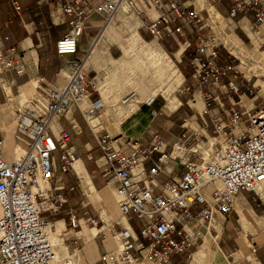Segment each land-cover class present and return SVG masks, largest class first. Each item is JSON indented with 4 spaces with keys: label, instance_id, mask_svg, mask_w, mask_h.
I'll use <instances>...</instances> for the list:
<instances>
[{
    "label": "built area",
    "instance_id": "built-area-1",
    "mask_svg": "<svg viewBox=\"0 0 264 264\" xmlns=\"http://www.w3.org/2000/svg\"><path fill=\"white\" fill-rule=\"evenodd\" d=\"M7 1L15 17L22 20L25 12L19 1ZM195 1L59 0L60 20L67 23L68 30L57 42L56 51L59 56H72L67 62V83L44 87L40 98L34 97L17 112L15 139L23 149L13 161L5 159L4 142L0 140V264H56L59 260L52 241V217L61 213L68 200L60 188L54 187L53 156L58 148L65 150L61 160L66 170L72 168L76 156L67 147L69 132H61L57 139L51 126L90 98L95 85L87 75L86 58L75 57L80 38L93 13L99 12L107 23L120 2L142 20L152 37L172 39L184 51L193 68L192 78L202 92L205 111L200 115L199 130L191 129L184 120V131L168 152L164 138L156 133L150 141H122L98 131L89 121L103 108L101 100L82 110L104 154L105 177L116 186L119 212L123 218L135 216L142 222L138 234L121 228L118 222L108 225L107 231L117 239L118 248L104 253L102 264H177L173 261L176 256L190 264L201 231L195 237L187 230L189 226L211 233L212 222L218 215L230 214L241 193H251L264 203V105L245 104L252 93L249 84L238 80L229 56H219L215 39L207 30L209 17L196 9ZM231 1L230 18L251 16L257 26L264 24V0ZM11 21H7V27ZM186 34L188 38H184ZM193 37L197 38L195 43ZM9 40V36L0 34V74L15 71L23 75L26 66L22 52L7 48ZM15 84V80L0 79L3 91ZM221 89L230 101L226 109L215 106ZM189 91L187 86L178 89L180 94ZM134 97V92L129 94L123 104ZM176 150L182 152L179 163L184 172L170 177L156 193L158 177L167 161L175 159ZM138 167L141 169L135 173ZM70 215L71 227L76 229L79 221L75 212ZM90 224L97 227L98 221L91 220ZM73 256L65 258L64 264H76Z\"/></svg>",
    "mask_w": 264,
    "mask_h": 264
},
{
    "label": "crops",
    "instance_id": "crops-1",
    "mask_svg": "<svg viewBox=\"0 0 264 264\" xmlns=\"http://www.w3.org/2000/svg\"><path fill=\"white\" fill-rule=\"evenodd\" d=\"M18 1L25 12L22 20L15 17L7 0H0V34L2 37H10L5 46L18 48L26 66L23 75H18L15 71L0 74L1 80L16 82L6 91L0 88V140L4 142L3 153L8 161H13L23 149L15 139L17 112L23 111L34 97L40 98L41 89L44 87L65 86L70 73L67 62L72 58L59 56L56 51L57 42L68 30L67 23L60 20L61 10L57 4L59 0ZM195 6L199 12L209 17V20L210 12L207 6L213 8L223 20H237L240 29L253 39L258 33H264V24L258 26L260 32L255 31L257 25L251 16L230 18L231 0H196ZM126 16L119 12L105 30L101 15L93 13L87 20L75 57L86 58V61L88 58L85 69L95 86L91 88L88 100L80 107H72L61 120L53 122L51 126L57 139L61 132H69L71 139L67 142V147L76 156L72 168L66 170L61 160L65 150L58 148L54 153V187L60 188V193L68 203L60 214L52 217L55 222L53 237L59 258L64 260L74 254L72 259L76 264H102V255L118 248L117 239L107 231L108 225L118 222L121 228H130L136 234L142 227V222L135 216L123 218L119 212L116 186L105 177L104 154L92 128L85 121L82 110L89 108L94 101L101 100L103 108L97 115L98 131L119 137L122 141L143 138L150 141L152 134L156 133L164 138L168 152H171L184 131L185 119L187 126L193 130H199L202 126L200 115L205 111V104L202 92L192 78L193 68L184 57V51L172 39L154 38L147 30L139 32L143 22L138 28L137 19H128ZM9 19L12 21L7 27ZM117 29L119 33L125 34L126 43L115 44L117 42L113 38V31ZM188 37V34L184 36ZM196 39L191 38L193 43ZM108 42L109 45H106ZM131 53L143 54L153 60L158 72L163 69L162 72H166L169 80L178 83V87L169 89L173 91L171 97L165 96V93L155 95V91L147 94L143 90H139L138 95L135 89L123 94L127 87L112 74L116 69L114 64ZM229 55L228 52L219 50L221 58ZM260 69L255 70L258 78L264 76V67ZM258 80L260 79H257L256 83L260 82ZM184 86L190 87V91L178 93L177 90ZM133 92L135 97L129 103L123 104V100ZM193 97L195 101H191ZM245 103L248 107L253 106L252 99L247 98ZM254 105L263 106L257 103ZM215 106L224 109L230 106L224 92L218 93ZM122 149L130 152L127 147ZM181 155L182 152L176 150L175 159L167 161L158 177L159 187L156 193L169 182L170 177L183 174L184 168L179 163ZM145 167L149 165L146 164ZM140 169L138 167L135 173ZM71 212H75L79 221L76 229L70 224ZM2 213L0 205V219ZM91 220H97L98 226L93 227ZM211 228V233H205L203 229L195 226L187 228L195 237L201 231V240L194 250L195 255L190 264H264V203L253 194L241 193L236 198L232 212L218 215ZM173 261L186 264L179 256L174 257Z\"/></svg>",
    "mask_w": 264,
    "mask_h": 264
},
{
    "label": "rangeland",
    "instance_id": "rangeland-1",
    "mask_svg": "<svg viewBox=\"0 0 264 264\" xmlns=\"http://www.w3.org/2000/svg\"><path fill=\"white\" fill-rule=\"evenodd\" d=\"M131 12H133L130 9ZM134 13V12H133ZM135 17H137L135 15ZM140 19V18H138ZM141 25H142V20ZM209 28L207 30L212 31V26L210 24V20H208ZM121 28H125L124 26H121ZM112 29V28H111ZM143 30H146L144 26L138 29L139 32H142ZM256 32H260L258 26L255 29ZM115 44L120 43H126V37L125 34L119 33L118 29L113 31ZM236 35V37L240 38V45L242 48L248 53L247 55H251L253 58L252 62L256 64L255 67H253L254 70H261V67H264V54H261V52H264V33L260 32L258 33L254 39L250 36L248 37L242 29H240L237 20L236 21H230V20H223V34L221 35H215L213 37L215 39L214 45L218 46L217 49L221 51L228 52L224 46L221 44V37L222 35ZM112 41V40H111ZM109 45V42L108 44ZM146 47V46H145ZM229 53V52H228ZM230 59L232 61L236 60L237 63L235 64V71L236 77L238 80H244L249 84V88L252 93L248 94L249 99L253 100V103H257L258 105H264V77L258 78L260 82L257 83L258 86H255V82L257 81V78H252L251 80H248L243 74H241L237 70V66L240 65V60L233 56L231 53H229ZM121 55V54H120ZM114 67L116 68L113 72V76L116 79L122 80V83L124 84V87H127V90L123 92L125 94L129 90H136L139 95V90L145 91V93L150 94L152 92H156L155 95L165 92H168L169 96L171 97L172 90H169L171 87L174 86V88L178 87V83L173 82V80H169L167 77L166 72L162 69L160 72H158V68H156L155 65H153V60H149L146 56L139 53H131L125 57H123L121 60L116 62L114 64ZM174 67V65H173ZM175 68V67H174ZM163 71V72H162ZM255 72V71H254ZM262 73V72H261ZM264 74V72L262 73ZM173 83V84H172ZM167 90V91H166ZM178 92V90H177ZM223 92L219 90L218 93ZM179 93V92H178ZM165 95V94H164ZM166 96V95H165ZM216 102V101H215ZM57 251V250H56ZM62 259V258H61ZM63 261V260H62ZM64 264V261L62 262Z\"/></svg>",
    "mask_w": 264,
    "mask_h": 264
},
{
    "label": "bare ground",
    "instance_id": "bare-ground-1",
    "mask_svg": "<svg viewBox=\"0 0 264 264\" xmlns=\"http://www.w3.org/2000/svg\"><path fill=\"white\" fill-rule=\"evenodd\" d=\"M203 1L205 2L206 0H203ZM207 8L210 12V24L212 26V31H211L212 36L215 37V35L217 36V35L223 34V18L210 6H207ZM119 12L126 14L127 15L126 17L128 19L135 17V13L130 11V8L127 6V4L125 2H120L119 8H118L117 12L115 13L114 17L107 23H105V21H104L105 26H104L103 30L107 29L113 23L116 15ZM94 14L101 15L99 12H96ZM135 18L138 21V25H139L138 28H139L141 25V21H140V19H138V17H135ZM154 41L158 42L157 39H154ZM221 44L224 46V48L227 51H229L233 56H235L236 58H238L240 60V65L237 66V70L241 74H243L248 80H251L252 78L258 79L257 75L254 72L255 70L254 71L252 70L253 67L256 66V64H255L256 62L255 63L252 62L253 58L251 57V55H247L248 53L242 48V46L240 45V42L236 38V36L226 35V34L222 35ZM261 54H264V52H261ZM87 61H88V58H87ZM176 73H178V72H176ZM261 76L264 77L263 75H261ZM255 86H257L256 82H255ZM165 94L167 97H169L168 92H165ZM89 123L92 126H96L98 123V118L95 117L93 119H90ZM52 241L56 247L55 238L53 237V234H52ZM62 262H63L62 259L59 258V260L56 264H63Z\"/></svg>",
    "mask_w": 264,
    "mask_h": 264
},
{
    "label": "trees",
    "instance_id": "trees-1",
    "mask_svg": "<svg viewBox=\"0 0 264 264\" xmlns=\"http://www.w3.org/2000/svg\"><path fill=\"white\" fill-rule=\"evenodd\" d=\"M234 63H237L236 60H232ZM189 63V62H188Z\"/></svg>",
    "mask_w": 264,
    "mask_h": 264
}]
</instances>
